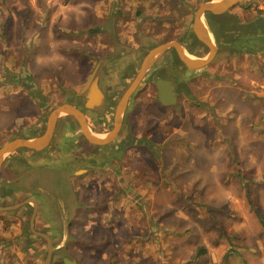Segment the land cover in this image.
<instances>
[{
    "label": "rangeland",
    "instance_id": "obj_1",
    "mask_svg": "<svg viewBox=\"0 0 264 264\" xmlns=\"http://www.w3.org/2000/svg\"><path fill=\"white\" fill-rule=\"evenodd\" d=\"M206 1L0 0V146L42 134L63 102L85 109L75 96L99 63L106 101L85 111L92 131L107 134L151 48L178 40L208 55L193 30ZM229 17L261 20L264 0ZM160 76L176 85L175 106L159 101ZM3 168L0 206L37 200L34 228L52 237L50 264L64 255L83 264H264V51L219 49L190 69L170 49L131 98L114 142L90 143L64 115L47 149H20ZM33 213L32 201L0 211V264H46Z\"/></svg>",
    "mask_w": 264,
    "mask_h": 264
},
{
    "label": "water",
    "instance_id": "obj_2",
    "mask_svg": "<svg viewBox=\"0 0 264 264\" xmlns=\"http://www.w3.org/2000/svg\"><path fill=\"white\" fill-rule=\"evenodd\" d=\"M244 1L245 0H210L204 2L197 8L194 17L193 30L197 39L209 49V53L205 57L196 56L195 58H191L188 56L191 53H189L184 45L178 40L164 42L151 48L145 55L136 77L121 97L115 112L114 126L111 131L105 134L106 136L104 138L96 136L97 134L92 131L85 111V109H98L103 106L106 101V94L100 85L99 63L92 72L89 79L77 93L79 97L85 98V109L71 102L62 103L51 111L48 117L46 129L42 134L36 137H16L5 142L0 146V170L3 167L7 157L20 149H28L32 151H43L47 149L53 140L57 123L64 115L71 116L77 121L81 132L90 143L97 146H106L114 142L122 129L123 117L131 98L137 92L142 81L145 79L148 72L154 67L156 62L168 50L175 49L179 59L188 68L203 69L207 67L216 58L220 48L212 31L205 23V16L208 13H227L233 8L242 4ZM156 86L158 89V99L164 106H175L178 103L179 96L176 93V85L172 80L160 76L156 80ZM31 201L34 203V213L31 220L32 231L47 240L48 256L46 264H50L54 254V243L52 237L49 234L45 232H39L34 228V223L38 213L37 200L33 197L15 205L0 206V211L17 210ZM60 260L63 264H83L75 257H70L68 255L60 257Z\"/></svg>",
    "mask_w": 264,
    "mask_h": 264
},
{
    "label": "trees",
    "instance_id": "obj_3",
    "mask_svg": "<svg viewBox=\"0 0 264 264\" xmlns=\"http://www.w3.org/2000/svg\"><path fill=\"white\" fill-rule=\"evenodd\" d=\"M206 22L208 27L212 31L221 51H227L231 54H256L264 51V18H261V20H257L255 22L253 21V23L249 24L247 22H242L241 20L233 21L231 17H229V12L224 14L208 13L206 15ZM251 38H255V40L253 41L252 45H247V41ZM197 44L202 48L205 47L199 41H197ZM81 98L82 97H79L78 95L75 96L77 102H80ZM45 102L46 101L39 104L43 105ZM72 102L76 104L74 101ZM36 136L38 135L34 134L33 137ZM3 167L0 170V174L4 169ZM31 212L32 209L28 208V214H31ZM37 238L44 244L47 243V240L45 238L40 236H37ZM203 251L204 250L200 252Z\"/></svg>",
    "mask_w": 264,
    "mask_h": 264
},
{
    "label": "bare ground",
    "instance_id": "obj_4",
    "mask_svg": "<svg viewBox=\"0 0 264 264\" xmlns=\"http://www.w3.org/2000/svg\"><path fill=\"white\" fill-rule=\"evenodd\" d=\"M215 2H219V1H215ZM188 56H190L191 58H195L196 56H194L193 54H190V55H188ZM96 136H98V137H100V138H104L106 135H99V134H97Z\"/></svg>",
    "mask_w": 264,
    "mask_h": 264
},
{
    "label": "crops",
    "instance_id": "obj_5",
    "mask_svg": "<svg viewBox=\"0 0 264 264\" xmlns=\"http://www.w3.org/2000/svg\"><path fill=\"white\" fill-rule=\"evenodd\" d=\"M245 1H247V0H245ZM245 1H244V2H245ZM244 2H243V3H244ZM240 5H241V4H240ZM204 20H205V23L207 24V22H206V16H205V19H204ZM207 26H208V25H207ZM195 36H196V35H195ZM196 38H197V37H196ZM197 40H198V39H197ZM198 41H199V40H198ZM199 42H200V41H199ZM202 44H203V43H202ZM186 50H187V49H186ZM134 190H135V189H133V193H135Z\"/></svg>",
    "mask_w": 264,
    "mask_h": 264
},
{
    "label": "flooded vegetation",
    "instance_id": "obj_6",
    "mask_svg": "<svg viewBox=\"0 0 264 264\" xmlns=\"http://www.w3.org/2000/svg\"><path fill=\"white\" fill-rule=\"evenodd\" d=\"M204 45V44H203ZM205 46V45H204ZM205 47H207V46H205ZM208 48V47H207ZM168 52V51H167Z\"/></svg>",
    "mask_w": 264,
    "mask_h": 264
}]
</instances>
